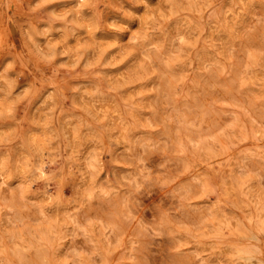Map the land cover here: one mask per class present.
Wrapping results in <instances>:
<instances>
[{"label":"clouds","instance_id":"clouds-1","mask_svg":"<svg viewBox=\"0 0 264 264\" xmlns=\"http://www.w3.org/2000/svg\"><path fill=\"white\" fill-rule=\"evenodd\" d=\"M0 264H264V0H0Z\"/></svg>","mask_w":264,"mask_h":264}]
</instances>
